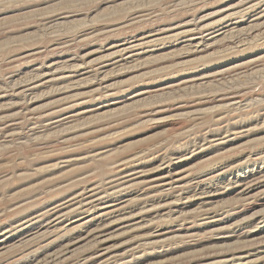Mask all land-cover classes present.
<instances>
[{
  "label": "rangeland",
  "instance_id": "374dc122",
  "mask_svg": "<svg viewBox=\"0 0 264 264\" xmlns=\"http://www.w3.org/2000/svg\"><path fill=\"white\" fill-rule=\"evenodd\" d=\"M0 264H264V0H0Z\"/></svg>",
  "mask_w": 264,
  "mask_h": 264
},
{
  "label": "bare ground",
  "instance_id": "6f19581e",
  "mask_svg": "<svg viewBox=\"0 0 264 264\" xmlns=\"http://www.w3.org/2000/svg\"><path fill=\"white\" fill-rule=\"evenodd\" d=\"M250 7V6H249ZM247 8V7H246ZM248 15V14H247ZM248 20V19H247ZM198 26V25H197ZM220 26V25H219ZM251 102V101H250ZM66 120V119H65ZM210 181V180H209ZM242 182V181H241ZM247 189V188H246ZM241 194V193H240ZM259 195V194H258ZM95 197V196H94ZM238 199V198H237ZM87 200V199H86ZM14 244V243H13Z\"/></svg>",
  "mask_w": 264,
  "mask_h": 264
}]
</instances>
